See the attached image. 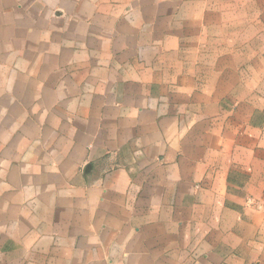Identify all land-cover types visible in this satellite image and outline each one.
Listing matches in <instances>:
<instances>
[{
	"label": "crops",
	"instance_id": "1",
	"mask_svg": "<svg viewBox=\"0 0 264 264\" xmlns=\"http://www.w3.org/2000/svg\"><path fill=\"white\" fill-rule=\"evenodd\" d=\"M0 264H264V0H0Z\"/></svg>",
	"mask_w": 264,
	"mask_h": 264
}]
</instances>
